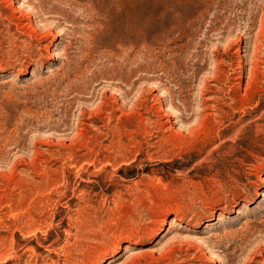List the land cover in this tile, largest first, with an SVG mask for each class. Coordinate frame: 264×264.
Segmentation results:
<instances>
[{
	"label": "rangeland",
	"instance_id": "374dc122",
	"mask_svg": "<svg viewBox=\"0 0 264 264\" xmlns=\"http://www.w3.org/2000/svg\"><path fill=\"white\" fill-rule=\"evenodd\" d=\"M0 264H264V0H0Z\"/></svg>",
	"mask_w": 264,
	"mask_h": 264
}]
</instances>
